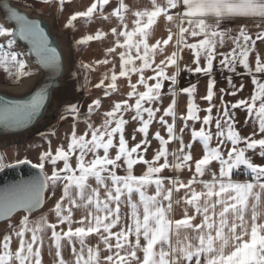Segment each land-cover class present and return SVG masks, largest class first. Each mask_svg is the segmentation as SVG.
Listing matches in <instances>:
<instances>
[{"label": "snow or ice", "instance_id": "6c2138e0", "mask_svg": "<svg viewBox=\"0 0 264 264\" xmlns=\"http://www.w3.org/2000/svg\"><path fill=\"white\" fill-rule=\"evenodd\" d=\"M65 2L59 0L61 12ZM3 7L0 69L17 79L31 76L25 57L34 54L43 69L63 72L61 54L39 22L10 4ZM129 14L134 17L131 23ZM95 17L115 23L109 31L76 40V45L103 41L109 35L113 41L104 59L94 65L81 63L80 68L94 71L95 66L111 65L94 87L104 97L124 98L111 103L98 125L91 117L101 109L102 100L93 99L82 134L77 130L80 105H67L60 117L73 119L67 143L53 149L45 135L47 149L38 154V163L25 158L6 164L0 155V171L21 164L39 170L0 191V222L25 213L18 226L0 238V264H44L46 245L50 254L55 249V264H264V163L254 162V157L264 159V50L257 51V42L264 45V0H149L148 6L135 11L125 0H91L86 10L70 15L65 27H75L78 18ZM161 17L169 25L162 41L154 38ZM248 22L258 31L253 34ZM20 40L31 48L18 50ZM185 51L189 62L184 61ZM214 66L230 73L226 80L232 89L218 90V104ZM184 71L190 77L208 78L201 97L206 108L197 102V83L189 79L180 87ZM232 74L250 79L254 91L249 97L224 99L244 89L243 83H233ZM121 78L129 89L126 94L118 87ZM50 92L41 88L21 102H0V124H28L40 114ZM182 94L187 98L184 113L178 105ZM165 97L170 99L167 106ZM237 109L246 111L245 124L252 121L248 135L237 128ZM129 114L139 125L132 145L126 138ZM153 125L158 127L151 133ZM150 135L158 148L148 159ZM173 142L176 146L170 151ZM196 143L202 146L198 157L193 153ZM141 164L146 170L136 174L135 167ZM165 170L173 175L164 176ZM61 185L62 194L50 209L54 219L48 214L31 219L44 206L45 193L55 196ZM76 211L81 212L79 217ZM66 247L70 259L64 256Z\"/></svg>", "mask_w": 264, "mask_h": 264}, {"label": "crops", "instance_id": "0c3cea01", "mask_svg": "<svg viewBox=\"0 0 264 264\" xmlns=\"http://www.w3.org/2000/svg\"><path fill=\"white\" fill-rule=\"evenodd\" d=\"M32 1H37V0H30L27 5H30L31 7H33V4L30 3ZM39 1H41V0H39ZM53 1L55 3L56 14L58 15V18L60 21V26H64V27H65V24H66V22H67V20L71 14H73L76 11L86 10V8L88 6H90V3H91V0H66L65 5H64V10H63V12H61L59 9V0H53ZM125 3H127L129 5V8L131 11H135V10H138V9H141L143 7L148 6L149 0H125ZM127 19H128V22L131 23L132 20H134V17L131 14H129L127 16ZM74 23H75V27L68 28V29L70 30L71 35H72L74 49H75V58L78 61V68H79V71L81 74V78L84 81L86 80L85 84L87 85V93H89V96H90L89 100L91 102L95 98H101V100H102L101 109L97 110V112H94L92 117H91V122L98 125L102 122L103 112L105 110H110L111 103L114 100H119V99H122L124 97L121 95H116V94H113L112 97H104L103 91L101 89H96L94 87V85L99 82V80L102 78L103 74L107 71L108 68L111 67V65L95 66L94 71H91L88 69H82V68H80V65H81V63L94 65V62L96 60L104 59L106 56V49L111 46L113 38L111 35H109L103 41H92V42H89L87 45H80V46H77L75 41L81 39L82 37H84L88 34H95V32L98 30L109 31L110 27L115 23V20L112 19L111 21H104L100 17H95L92 21H88L84 18H78L77 21H75ZM248 23H249V29L253 34L256 31H258V29L255 28L254 23H252V22H248ZM168 27H169V25L167 24V22L164 20L163 17H161L158 21L157 26H155L154 38L160 39L161 41L166 39L167 34H168L167 33ZM172 30L175 31L174 28ZM150 42H155V40L150 39ZM257 44H258L257 51L264 50V45H261L259 42H257ZM171 50H173V46L170 43L167 46L166 51L170 53ZM117 51H119V49ZM183 55H184V61L189 62L191 59L190 54L187 51H185V53ZM160 58H162V57H160V56L157 57L158 60ZM250 60H251V57H250ZM115 62L117 64V68H118V65H119L118 57L115 58ZM183 66L184 65L182 64L181 67H183ZM170 71H171V69H170ZM214 75H215V79L217 81V83H216L217 95L214 98V100L218 104L219 98H220V93L218 90L219 89H225L226 92H230L232 90L231 86L227 83V80H226V77L228 75H230V73H228V72L221 73L219 71H216L215 66H214ZM189 79H191L192 82L198 84L197 102L200 104V106L202 108H206L207 102L203 101L201 99V97L206 94L205 88H206L208 78L203 77V76H199V75L190 77L189 74L186 71H184L181 73V76L179 78L180 87L185 86L188 83ZM135 80H136V77L133 76V82ZM232 80H233V83L236 84L237 86H239L241 83H243L244 89H243V91L238 92L236 96L225 95L224 99L226 101L235 102L237 99L247 98L253 93L254 86L252 85L250 79L247 77L246 74L245 75L232 74ZM118 87H119L120 91L124 94H126V92L129 90L127 83L124 80V78H121L118 81ZM167 87H168V84L166 83L165 84V90H167ZM186 99H187L186 96L183 94L178 97V105H179L180 113H184L186 111ZM168 103H170V99L168 97H165L163 100L164 106H167ZM214 114H215V109H214ZM202 115H203V113H202ZM236 116H237V120H238L237 128H238V130L241 131V134L242 135L250 134L252 132V121H251V119H249L248 123L245 124V120L247 118L246 111L243 109H237L236 110ZM125 118L129 119V124L126 126V138L129 140V144L132 145L135 142L131 139V136H132L134 130L139 127V125H138V123H135V122L130 120V114L126 115ZM157 127H158L157 125H153V127L150 129V132L154 133V131L157 129ZM77 130H78V134H82L83 131L86 130V124L84 121H80L78 123ZM161 131H162V134H164L163 130H161ZM67 132H68V130L65 131V128L62 129L61 133L63 135V138L70 136L71 129L68 133ZM140 139H141V135L139 133H136V141H139ZM149 139L151 140V146L149 147V150L146 154V158L151 159L153 154H154V150L156 148H158V142L152 137V135H150ZM185 140L186 141L188 140V133L187 132L185 133ZM42 146L43 145H38L36 147L41 148ZM175 146H176V144H175V142H173V144L169 146V150L171 151ZM36 150H34V151H36ZM34 151H32L31 153H33ZM193 153L197 157L202 154L201 144L196 143L194 145ZM0 155L4 156V159L8 162V159H7L9 156L8 152H2V154H0ZM33 157L30 155L29 156L26 155L21 159H25V158L30 159L33 162V164H35L37 162L35 161V158H33ZM170 159H171V157H170ZM254 162L264 163V159H261L259 157H254ZM144 170H146V169H145V166L142 164L137 165L135 167L136 174H141ZM120 174H122V172ZM163 175L170 177L173 175V173L169 170H165ZM188 175L189 174L185 171L182 175V178L186 179L188 177ZM177 215H180V209H177Z\"/></svg>", "mask_w": 264, "mask_h": 264}, {"label": "water", "instance_id": "95a60500", "mask_svg": "<svg viewBox=\"0 0 264 264\" xmlns=\"http://www.w3.org/2000/svg\"><path fill=\"white\" fill-rule=\"evenodd\" d=\"M4 4H10L11 7L17 9L21 14H26L30 19L39 22L40 26L47 33L52 46L56 47L61 54L64 68L63 72L59 69L55 71L43 69L42 66L37 64L36 58L32 54L25 57V59H27L28 67H30L33 74L24 78L19 86L0 88V102L6 101L8 103L26 100L41 88L51 90L50 99L46 101L40 114L28 124L18 127H5L3 124H0V150L5 146L22 141L44 129L52 121L56 106L59 104L69 105L77 103L81 87L79 74L75 66V49L72 35L68 28H59L55 13V3L49 5V10L38 12L34 9L26 8L21 0H0V22L6 21ZM30 48L31 45L27 41H19L18 50L27 51ZM38 172L39 170L33 168L30 164L7 167L3 171H0V191L7 186L28 180L37 175ZM44 206L35 212L42 210Z\"/></svg>", "mask_w": 264, "mask_h": 264}, {"label": "rangeland", "instance_id": "374dc122", "mask_svg": "<svg viewBox=\"0 0 264 264\" xmlns=\"http://www.w3.org/2000/svg\"><path fill=\"white\" fill-rule=\"evenodd\" d=\"M23 5L27 7V4L29 3L28 0H21ZM33 4V7L31 9H34L38 12H45L47 9L49 10V5L48 3H43L39 0L37 1H32L30 2ZM52 3H54V1L52 0ZM51 3V4H52ZM39 8V9H38ZM56 13V11H55ZM57 17V22L59 25L60 29H65L64 26H60V21L58 18V15L56 14ZM75 66L76 69L78 71L79 74V79H80V96L78 98V101L76 104L80 105V121H85V116H86V111H87V107L88 105L91 103V101L89 100L90 96L89 93H87V85L85 84L86 80L84 81L81 78V74L78 68V61L75 58ZM26 71H30L31 69L30 67H28L26 69ZM23 78H14L12 76H8L2 69H0V88H13L16 86H19L21 84V82L23 81ZM67 106V104H59L58 106H56L55 108V112L52 118V121L50 122L49 125H47L44 129H42L41 131L35 133L34 135L29 136L28 138L16 142L15 144H11L8 146L3 147L0 150V154H2V152H8V162L4 159V162L6 164H11L14 163L16 160H19L21 158H23L26 155H30V156H34L33 158H35V161L38 163V154L47 149V142L45 140V135L47 136L48 139H50L52 141V148L55 149L58 146V143L60 142H64L65 144L67 143V137L63 138V135L61 133L62 129L65 128V131L68 130V132L71 129V125L73 124V119L71 118V116H69L67 119L65 120H61V114L64 112L65 107ZM52 131L55 132V135H50L49 133H51ZM67 132V133H68ZM43 134V135H42ZM44 143V144H43ZM38 145H43L41 148L40 147H36ZM37 149V150H36ZM36 150V151H34ZM32 151H34L33 153H31ZM73 163H75V159H73ZM62 165V162H61ZM46 171L49 172L50 174V168L48 165H46ZM123 174V173H122ZM62 194V185L58 186V188L56 189V195L55 196H50L49 193H46V202H45V206L42 210L35 212L33 214V216L31 217V219L35 220L36 218H38L40 215L43 214H48L49 219L52 220L54 219V215L50 212V209L52 207H54V202L56 201V199L59 198V196ZM123 211H127V209H122ZM25 213L20 212L18 214H16L11 220L9 221H5L0 223V238L3 237V235L7 234L8 232L12 231V227H16L18 226V222L22 219V216ZM76 217H79L81 215L80 211H76ZM93 243H95V240L93 238ZM15 246V244H14ZM55 249H52L51 254L48 251L47 245L45 247V249L43 250V255H44V264H55ZM64 256L66 259H70L71 258V253H70V248L66 247L64 250Z\"/></svg>", "mask_w": 264, "mask_h": 264}, {"label": "trees", "instance_id": "16d2710c", "mask_svg": "<svg viewBox=\"0 0 264 264\" xmlns=\"http://www.w3.org/2000/svg\"><path fill=\"white\" fill-rule=\"evenodd\" d=\"M28 8H32L31 6L27 5Z\"/></svg>", "mask_w": 264, "mask_h": 264}]
</instances>
